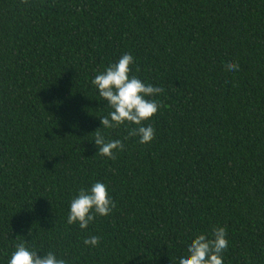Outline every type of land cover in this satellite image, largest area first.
<instances>
[{"label": "trees", "instance_id": "trees-1", "mask_svg": "<svg viewBox=\"0 0 264 264\" xmlns=\"http://www.w3.org/2000/svg\"><path fill=\"white\" fill-rule=\"evenodd\" d=\"M124 53L164 89L148 144L100 124L91 81ZM97 181L115 208L69 225ZM213 227L224 264H264V0H0V264L23 241L66 264H178Z\"/></svg>", "mask_w": 264, "mask_h": 264}, {"label": "clouds", "instance_id": "clouds-1", "mask_svg": "<svg viewBox=\"0 0 264 264\" xmlns=\"http://www.w3.org/2000/svg\"><path fill=\"white\" fill-rule=\"evenodd\" d=\"M27 2V0H23ZM134 63L131 53H124L115 63L109 64L102 72L94 76L91 83L98 90L102 100L107 102L111 111L107 116L100 117L104 129L119 128L121 125H135L129 128L128 137H139V143L148 144L155 137L150 120L162 104L155 99H149L163 93L162 87L145 84L136 76L130 75ZM228 71H238L239 64L229 61L225 64ZM100 128V127H99ZM97 128L94 143L98 154L109 159H116V152L122 151L124 144L120 139L106 140L105 135ZM128 137H125L127 139ZM96 152V153H97ZM115 208V202L108 194L107 186L102 182H94L89 188L81 187L71 200L67 223L79 224L81 229L87 228L96 216H108ZM226 227H213L211 236L197 234L187 245V252L178 259V264H224L222 253L228 247ZM100 237L91 236L83 243L95 247ZM7 264H66V261L48 251L42 256L37 255L35 247L26 246V241L14 246Z\"/></svg>", "mask_w": 264, "mask_h": 264}]
</instances>
